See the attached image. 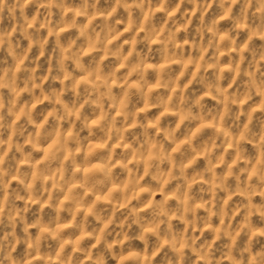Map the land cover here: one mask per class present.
I'll use <instances>...</instances> for the list:
<instances>
[{"label": "clouds", "instance_id": "1", "mask_svg": "<svg viewBox=\"0 0 264 264\" xmlns=\"http://www.w3.org/2000/svg\"><path fill=\"white\" fill-rule=\"evenodd\" d=\"M0 264H264V0H0Z\"/></svg>", "mask_w": 264, "mask_h": 264}]
</instances>
